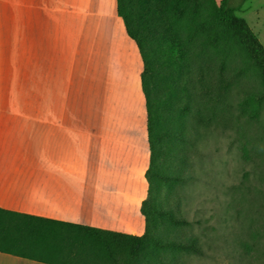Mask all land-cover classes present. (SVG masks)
I'll return each instance as SVG.
<instances>
[{"label":"trees","instance_id":"16d2710c","mask_svg":"<svg viewBox=\"0 0 264 264\" xmlns=\"http://www.w3.org/2000/svg\"><path fill=\"white\" fill-rule=\"evenodd\" d=\"M245 1L117 0L143 63L150 151L148 197L141 206L146 231L137 236L0 209V252L45 264H180L184 254L203 253L184 233L189 222L178 208V188L192 178L204 133L234 120L230 94L246 72L231 67L234 45L249 56L264 89V48L237 16ZM242 96L240 117L258 118L264 92Z\"/></svg>","mask_w":264,"mask_h":264},{"label":"crops","instance_id":"0c3cea01","mask_svg":"<svg viewBox=\"0 0 264 264\" xmlns=\"http://www.w3.org/2000/svg\"><path fill=\"white\" fill-rule=\"evenodd\" d=\"M0 2L16 7L19 16L17 49L7 46L8 66L16 67L24 81L32 79L35 90L39 86L41 91L44 82L50 86L43 96L36 90L41 107L0 110L11 122L0 124V209L142 236L146 222L141 206L149 188L147 126V144L137 146L123 142L116 125L91 124L90 111L66 106L78 99L79 81L85 86L81 102L103 98L100 85L123 83L116 75L104 77L115 70L123 75L121 49L132 52L134 61L141 59L118 16L117 0ZM98 27L105 31L92 45L89 30ZM107 37L110 49L103 47ZM115 42L124 48L115 50ZM79 69H84L80 75ZM84 84L93 86L91 93ZM58 101L64 107L58 108ZM0 264L45 263L0 252Z\"/></svg>","mask_w":264,"mask_h":264},{"label":"rangeland","instance_id":"374dc122","mask_svg":"<svg viewBox=\"0 0 264 264\" xmlns=\"http://www.w3.org/2000/svg\"><path fill=\"white\" fill-rule=\"evenodd\" d=\"M237 16L247 22L264 48V0H246ZM18 19L16 7L7 8L0 2V110L41 107V102L36 100L40 95L36 92L40 91L39 86L35 90L32 79L27 77L24 81L17 76L16 67L8 66L7 46L17 49L18 45ZM103 31V27L90 28L92 45ZM111 42L107 37L103 47L105 44L110 49ZM114 46L117 51L124 48L116 42ZM11 55L13 60L14 54ZM27 57L33 60V54ZM231 58L232 68H246L230 94L234 120L225 128H212L204 133L206 138L190 170L192 178L182 189L178 188V208L181 217L189 222V226L183 228L184 233L188 238H196L203 250L200 255L184 254L180 264H264V104L260 116L253 120L240 117L239 107L243 92L253 90L262 94L264 89L249 56L236 45ZM119 59L123 75L115 70L112 76L104 77L112 80L116 75L123 80L122 84L100 85L99 95L103 98L81 102L80 93L85 86L79 81L78 95L75 94L78 99L66 101V106L84 107L90 111L91 124L116 125L123 142L146 146V107L138 75L143 64L140 58L134 61L132 52L122 53V49ZM81 71L84 69H79L78 75ZM44 83L42 96L50 89L49 83ZM84 85L91 93L93 86ZM64 104L58 101L57 107ZM8 123L10 119L0 114V124ZM164 194L162 192L163 199Z\"/></svg>","mask_w":264,"mask_h":264}]
</instances>
